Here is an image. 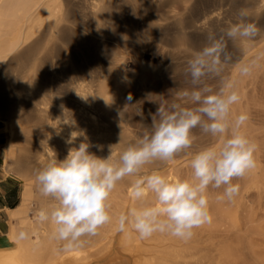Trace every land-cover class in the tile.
Masks as SVG:
<instances>
[{
  "label": "bare ground",
  "instance_id": "1",
  "mask_svg": "<svg viewBox=\"0 0 264 264\" xmlns=\"http://www.w3.org/2000/svg\"><path fill=\"white\" fill-rule=\"evenodd\" d=\"M222 1L210 6V0H0V123L9 137L3 174L16 175L22 183L20 206L9 210L10 229L0 240V264H228L236 255L242 229L239 196L237 204L213 205L208 200L210 215L219 212L229 223L224 229L216 221L205 223L190 239L157 232L142 240L131 230L118 232L115 218L121 212L155 203L154 194L144 201L130 196L133 177L118 182L109 197L112 223L72 252L62 251V242L52 239L50 224L35 219L38 210L52 203L40 194L35 180L49 158L63 160L69 148L83 143L100 158L115 145V160L142 138L134 129L133 114L122 108L127 92L122 72L137 62L139 53L156 61L166 49L177 54L165 67L172 105L183 107L191 99L183 95L179 78L185 65L181 55L201 51L209 35L219 38L243 13L262 39L254 43L225 36L231 59L221 65L224 82L233 83L240 96L236 104L242 105L253 85L252 63L264 58V0H227L228 9ZM106 61L108 81L94 78L95 85L87 89L79 79L80 67L91 76L92 68ZM56 63L70 70L69 81L52 70ZM243 67L249 68L247 75ZM208 137L209 144L201 149L193 150L192 137L191 147L171 162L152 161L142 171L158 170L170 181L178 180V168L186 161L181 159L220 143L219 137ZM245 178L247 191L259 188L257 165ZM21 230L27 239H19Z\"/></svg>",
  "mask_w": 264,
  "mask_h": 264
},
{
  "label": "clouds",
  "instance_id": "2",
  "mask_svg": "<svg viewBox=\"0 0 264 264\" xmlns=\"http://www.w3.org/2000/svg\"><path fill=\"white\" fill-rule=\"evenodd\" d=\"M256 35L255 25L245 22L243 13L240 21L229 24L219 38L209 35L202 50L189 61L193 84L207 72L218 71L219 66L230 62L225 36L234 41ZM241 72L247 75L249 68L243 67ZM183 95L198 107L189 109L173 104L168 114L159 107L152 117V132L120 153L118 159L114 160L115 145L110 146L106 158H100L82 143L78 148H69L63 160L49 158L37 170L38 190L52 203L38 210L35 219L52 226V239L62 242V251L83 247L88 237L97 236L99 229L112 223L108 200L125 177H133L129 193L134 200L144 201L148 194L155 196L154 204L132 207L115 218L118 232L126 234L131 230L142 240L157 232L190 239L194 229L211 222L206 195L210 186L223 187L219 199L232 200L239 193L240 186L233 184V179L256 167V146L240 131L248 116L242 113L234 121L229 119L232 106L240 100L239 93L232 82L226 81L215 92L203 88ZM156 116H160L159 121ZM197 126L204 133L219 137L220 143L193 156L190 179L170 181L158 170L142 171L152 161L171 162L178 152L190 148L192 129ZM18 235L21 240L28 238L23 230Z\"/></svg>",
  "mask_w": 264,
  "mask_h": 264
},
{
  "label": "rangeland",
  "instance_id": "3",
  "mask_svg": "<svg viewBox=\"0 0 264 264\" xmlns=\"http://www.w3.org/2000/svg\"><path fill=\"white\" fill-rule=\"evenodd\" d=\"M210 1V6H213L217 0ZM221 6L224 9H228L230 4L227 0H223ZM232 22H236V20L232 19ZM261 39L258 36L252 38L254 43L259 42ZM195 55L196 53H183L181 55L185 59V65L179 73V78L184 83V91L191 93L203 88H210L214 92L218 91L224 82L221 66H219L218 71L207 72L197 84H193L189 61ZM176 56L177 54L171 49H166L161 55L160 60L156 61L151 58H145L139 53L137 62L130 63L123 69L122 77L127 92L122 108L133 114L134 129L137 135L141 137L152 132V117L159 107L164 109V114L172 111L173 93L170 75L167 73L165 65ZM61 58L57 63L61 62ZM57 63L53 66L52 70H54L56 75L62 76L63 81H69L71 78L70 70L65 67L60 69ZM92 69L93 74L91 76H86L81 67L79 69L80 82L87 89L95 85L94 78L103 77L105 81H108L110 76L109 61ZM249 74L253 85L249 86L248 97L242 101V105L235 104L233 106L231 121H234L235 117L242 113L248 116L240 131L256 146L254 158L258 167L260 186L258 189L250 188L247 191L249 183L246 182L245 175L233 179L232 183L238 184L240 190L232 200H228L227 197L223 199L218 198L223 195V187L217 189L210 186L206 192L209 202L213 205L221 202H233L237 204V200L235 201V199L239 196L238 204L241 211L242 229L238 234L239 245L237 246V253L228 261V264H264V58L252 63ZM196 107L198 105L192 101L183 105V108L189 109H195ZM159 119L160 116H156V120L159 121ZM0 133H2L1 137L5 146L9 142V137L3 123H0ZM208 135L209 133H204L199 126L192 129L194 151L209 144ZM189 158L184 157L181 159L182 161H186L178 168L180 180L192 177L191 159ZM9 177L18 183L19 189L22 191L20 178L16 175ZM243 195H245L244 198ZM214 212L213 216H211V222L216 221L218 224H222L223 229L229 227V223L225 221L222 214Z\"/></svg>",
  "mask_w": 264,
  "mask_h": 264
},
{
  "label": "crops",
  "instance_id": "4",
  "mask_svg": "<svg viewBox=\"0 0 264 264\" xmlns=\"http://www.w3.org/2000/svg\"><path fill=\"white\" fill-rule=\"evenodd\" d=\"M1 136L2 133H0V240L8 234L10 229L9 210H15L20 206L22 194L18 183L3 174L4 165L2 160L5 154Z\"/></svg>",
  "mask_w": 264,
  "mask_h": 264
}]
</instances>
